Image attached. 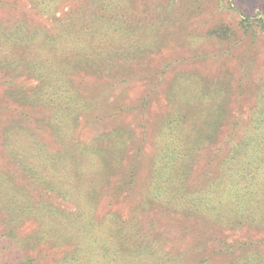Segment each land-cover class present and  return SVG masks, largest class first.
I'll use <instances>...</instances> for the list:
<instances>
[{
    "label": "trees",
    "instance_id": "16d2710c",
    "mask_svg": "<svg viewBox=\"0 0 264 264\" xmlns=\"http://www.w3.org/2000/svg\"><path fill=\"white\" fill-rule=\"evenodd\" d=\"M26 1L51 25L17 13L0 17V263H209L217 251L207 253L202 236L182 249L165 248V234L147 216L149 207H160L236 234L232 243L223 239L215 264H264V72L239 132L209 158L205 181L190 187L197 153L210 151L219 133L227 89L198 79L196 71L170 78L158 93L169 110L153 132L147 187L129 217L115 208L131 200L144 140L114 121L143 108L151 95L132 99L128 87L114 95L119 76L143 77L149 72L145 58L169 35L181 38L183 32L192 43L228 38L234 29L222 21L184 33L173 29L179 19L166 12L138 25L129 0H74L60 14L67 0ZM0 8L13 9L12 2L0 0ZM239 15L245 35L264 39V14L257 18L261 34L249 13ZM139 61L144 69L130 72ZM198 111L205 115L197 117ZM82 121L97 127V136L80 137ZM53 196L74 209L62 208Z\"/></svg>",
    "mask_w": 264,
    "mask_h": 264
},
{
    "label": "rangeland",
    "instance_id": "374dc122",
    "mask_svg": "<svg viewBox=\"0 0 264 264\" xmlns=\"http://www.w3.org/2000/svg\"><path fill=\"white\" fill-rule=\"evenodd\" d=\"M10 1L13 9L0 8V17L17 13V15L26 17L34 23H41L46 27L51 25V20L37 15L29 7L26 0ZM222 1L224 4V0ZM232 2H228L229 6L227 3L224 5L219 4L218 0H129L128 10H133L130 13L137 19L138 25H142L143 20H146L147 17L148 20L154 17L157 18V15L166 12L164 17L179 19L178 22L174 21L172 23L175 30L181 29L184 33H188L192 29L202 31L210 25L224 21L234 29V36L215 40L202 38L199 41L188 43L183 32L181 38H174L169 35L164 44L159 47L160 51H156L155 54L152 52L149 59L145 58L149 72L142 74L143 77L136 79L135 74L126 73L127 75L124 78V80H128L126 86L124 80L120 79L122 77L119 76V82L114 86V95L119 94L123 87L129 88V97L132 99H136L141 93H151L150 102L143 108L120 113L114 121L115 125L123 129L127 127L132 134L134 133L133 136L136 140H144L143 145L141 144L143 151L139 156L138 170L135 171L131 188V191L133 190L131 200H120L115 205L123 218L129 217L130 207L140 201L143 190L147 187L153 153L151 139L156 125L162 121L168 112L167 110H169V105L164 101V96L158 95V93L170 78L179 76L180 73L196 71L195 75L198 79H208L210 82L225 85L227 89V96L223 103L225 116L223 120H220L219 133L212 139V144L209 145L210 151L200 150L197 153L198 158L188 179L189 187L196 184L200 185L211 174L203 171L205 164L209 163V158H213L217 147L224 146L227 136H236L249 115L248 108L254 100L261 75L264 72V39L259 35V38L251 40L245 35L238 26L239 19L243 18L239 14L240 11L242 14L249 13L253 19L251 25L254 29L256 27L258 34H261V26L257 18H261L264 14V2L262 0H232ZM73 4L74 0L62 2L57 14L62 13ZM144 4L146 11H143L145 9ZM160 11L162 12L160 13ZM134 63L129 70L130 72L136 73L144 69L145 63ZM155 73H158V75H155ZM83 78L81 75L75 77L77 81ZM3 89H5V84H0V92ZM123 101L131 103V100ZM196 108L199 109V105ZM194 110L195 106L191 109V114ZM204 115L205 113L198 111L196 116L203 117ZM78 128L79 136L84 139L97 136L98 128L84 121L79 124ZM47 140H50V138H47ZM132 152L133 150L128 151L126 157H131ZM52 199L62 208L74 209V205L64 197L53 196ZM148 209V218L156 219V229L162 231L166 236L165 248L182 249L193 244L198 237H204L206 240L205 251L207 253L217 251L207 264L218 262L220 258L218 251L224 249L223 239L228 243H232L236 237L235 233H231L229 236L219 225L200 217H185L178 213H170L160 207H149ZM139 218L142 219L140 216ZM225 234L227 237H225Z\"/></svg>",
    "mask_w": 264,
    "mask_h": 264
}]
</instances>
